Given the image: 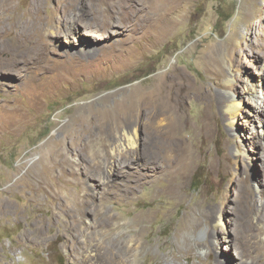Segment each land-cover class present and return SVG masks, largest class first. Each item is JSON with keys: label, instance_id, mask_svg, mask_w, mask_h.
Returning <instances> with one entry per match:
<instances>
[{"label": "rangeland", "instance_id": "374dc122", "mask_svg": "<svg viewBox=\"0 0 264 264\" xmlns=\"http://www.w3.org/2000/svg\"><path fill=\"white\" fill-rule=\"evenodd\" d=\"M37 9L48 31L15 37ZM262 77L264 0H0V264H73L82 232L120 255L139 212L135 264H214L209 232L228 253L214 227L246 208L263 230L244 259L264 262Z\"/></svg>", "mask_w": 264, "mask_h": 264}, {"label": "bare ground", "instance_id": "6f19581e", "mask_svg": "<svg viewBox=\"0 0 264 264\" xmlns=\"http://www.w3.org/2000/svg\"><path fill=\"white\" fill-rule=\"evenodd\" d=\"M74 7L75 6L72 5L71 8L74 9ZM42 20L43 19H42L40 10L39 9L35 10L34 13L30 14L29 22L24 23V24H21V22L20 23L18 22L15 24L17 25V27L23 26L19 34H16L15 37L19 36L22 39L25 36H27L29 33H33L36 38H40L44 30V23L42 22ZM64 22L68 25L66 21ZM51 25L54 26L52 21H51ZM48 28H49V24L45 28L44 33L48 31L47 30ZM49 34L50 36H53L56 38L62 34V30L59 28L58 29L53 28ZM82 51H83L82 54L84 55H89V54L95 55L96 53H98L97 50L90 49L88 47ZM261 80H263L262 82H264V77H262ZM262 84L264 85V83ZM246 92L248 96L251 97L252 99L256 97V95L254 96V93L252 92V90H250V87L249 89L246 90ZM234 96L235 95H231L228 101L226 102V105L224 106L225 110L232 116L236 115V113L243 107L242 104L244 103V100H243V103H241L242 101L235 100ZM156 98H157L156 95H154L153 93L145 94L144 97L140 99L141 100L140 102L142 103V107L139 109V113H141L142 115L146 107L154 105L157 102ZM261 102L264 103V95H262ZM254 103H256L255 106L258 105L257 102H254ZM257 108H259L261 112L263 111V107L257 106ZM134 134L137 136V130L134 131ZM124 139L125 141H127V145L125 146V148H135L136 147L135 137L127 134L124 136ZM155 168L157 167L155 166ZM137 180L139 181V185L141 187L145 185L144 183L145 178L142 177L141 175L138 176ZM84 190H85L86 197L92 196L91 187H89L88 185H84ZM245 197L246 196H244L243 200L247 204V207L252 206V203H253L252 199H246ZM190 215H191V209L187 212V215L185 216V218H183V221L180 225V230L186 229V227L191 223ZM213 215H214V209H212L211 206L207 207L205 211V218L211 221ZM255 215L256 214L252 210H249V208H246L245 210L241 209V211H239L237 215L239 224L237 225L236 229H230V230L218 229L219 227L217 228L218 225L223 228L225 227L224 222L219 218V222L214 227L215 233L216 235L221 236L223 241L231 243L232 247L228 251L229 255L228 253H224V252L221 253L223 256L218 254V251L216 250L217 247L216 245H214L215 236L213 235V232H209L207 241L204 247L208 249L209 254L214 253V259H213L214 264H247V260L244 258L250 257L254 252L257 253L259 251V249L261 248V243H260L261 241L259 239L261 238L260 230H263V229H260V225H261L260 218H256ZM73 217H74V221L76 222L75 228L77 229V227L79 226L78 224L79 221L83 220L82 218L83 214L81 212L78 215L73 214ZM149 218L150 217L148 214L144 215V213H141V212L135 214L133 218V222L137 226L136 232L131 238H128L127 240H125V242L123 243V247H122V253L120 255L115 254L112 250L108 248L106 249L105 247H102V245L100 244L101 237L99 235H96V234L93 235L92 233L86 235L84 232H82L80 236L81 238H83L81 242L82 245H78V246L76 245L77 247L73 248L74 261H75L73 262V264H102L100 263V261H102L103 264H135V258L138 257L142 252L147 253L148 251L146 241H145L146 231H147L145 224L149 221ZM111 219L112 217L108 219L109 221L108 220L103 221L101 225L103 227H109L111 225L110 223ZM252 220H256L255 226L251 224ZM192 226H193V229L196 228L195 224H192ZM92 243H95V244L92 246ZM94 246L95 248L93 250ZM232 251H235V254H233L234 252L232 253ZM234 260H238V261H234ZM169 264H172V262L170 261ZM259 264H264V262H261Z\"/></svg>", "mask_w": 264, "mask_h": 264}, {"label": "trees", "instance_id": "16d2710c", "mask_svg": "<svg viewBox=\"0 0 264 264\" xmlns=\"http://www.w3.org/2000/svg\"><path fill=\"white\" fill-rule=\"evenodd\" d=\"M231 16H228L227 18H225L224 21H228L230 19Z\"/></svg>", "mask_w": 264, "mask_h": 264}]
</instances>
